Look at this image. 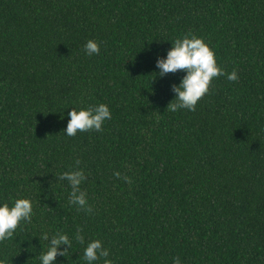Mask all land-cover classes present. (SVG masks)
Listing matches in <instances>:
<instances>
[{
	"label": "trees",
	"instance_id": "trees-1",
	"mask_svg": "<svg viewBox=\"0 0 264 264\" xmlns=\"http://www.w3.org/2000/svg\"><path fill=\"white\" fill-rule=\"evenodd\" d=\"M188 33L238 80L171 111L184 73L155 62ZM100 103L101 131L64 134L71 108ZM76 167L91 213L57 179ZM22 197L34 214L0 241L8 264L77 228L56 264H85L93 239L114 264H264V0H0V202Z\"/></svg>",
	"mask_w": 264,
	"mask_h": 264
},
{
	"label": "clouds",
	"instance_id": "clouds-1",
	"mask_svg": "<svg viewBox=\"0 0 264 264\" xmlns=\"http://www.w3.org/2000/svg\"><path fill=\"white\" fill-rule=\"evenodd\" d=\"M85 55L91 57L100 52L99 44L89 39L83 45ZM158 72L154 73L163 77L167 73L182 71L184 74L178 84H173L171 90L175 94L174 102L169 103L167 108L171 111L186 109L194 111L200 98L209 91V86L213 78L225 76L224 70L218 65L215 51L203 37L194 33L182 35L171 41V47L166 55L158 57L155 62ZM227 80L237 81V71L227 73ZM68 121L64 134L73 137L77 132L102 130V125L106 120L111 119V111L107 104L100 103L95 106L71 108L66 113ZM63 118V117H62ZM80 164L79 160L75 161ZM120 178V173H113ZM68 183L70 191L68 193V204L75 206L77 211L86 213L92 212V207L88 204L86 193L81 189V184L86 180L84 170L76 167L73 170L65 171L57 178ZM127 180V177H124ZM33 201L28 197L16 198L11 202H0V241H5L13 237L16 229L21 223H30L33 212ZM81 229L77 228L76 233L69 238L67 233L56 232L49 235L44 232L41 239L47 242L45 250L39 253L40 264H56L57 255L66 256L72 248L73 241L84 244L85 240L81 234ZM66 246L61 249L60 246ZM110 250L103 247L99 239L87 242L83 249V261L85 264H114V260L109 259ZM0 264H8L6 257H0ZM172 264H181L177 257H173Z\"/></svg>",
	"mask_w": 264,
	"mask_h": 264
}]
</instances>
